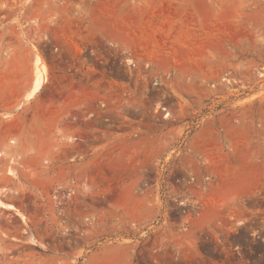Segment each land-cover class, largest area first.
<instances>
[{
	"label": "rangeland",
	"instance_id": "obj_1",
	"mask_svg": "<svg viewBox=\"0 0 264 264\" xmlns=\"http://www.w3.org/2000/svg\"><path fill=\"white\" fill-rule=\"evenodd\" d=\"M14 57L0 264H264V0H0Z\"/></svg>",
	"mask_w": 264,
	"mask_h": 264
},
{
	"label": "bare ground",
	"instance_id": "obj_2",
	"mask_svg": "<svg viewBox=\"0 0 264 264\" xmlns=\"http://www.w3.org/2000/svg\"><path fill=\"white\" fill-rule=\"evenodd\" d=\"M18 60L14 57V58H11V60H9L7 66H6V69L4 71V73H2V75L0 76V82L2 80H6L8 78H12L14 76V74H16V67L18 66ZM37 73V72H36ZM32 82V77L31 75H28L26 78L22 79L18 84L21 85V84H26L28 85L29 83ZM43 84H45V75L42 74V73H37L35 75V78H34V84H33V93H36L38 92ZM7 87V86H6ZM2 88V87H1ZM0 88V107L1 106H5V103H6V99H7V96L9 95L8 94V91H9V88L8 89H1ZM33 96V95H32ZM33 98V97H31ZM39 105H41L40 103H38ZM38 105V107H39ZM41 107V106H40ZM41 109V108H40ZM39 109V110H40ZM45 110V109H44ZM48 110V108L46 109ZM18 121L16 120H12V122L9 124V127H7V132L9 131L8 128H10L11 130L13 128L17 129L19 127H17V125L19 123H17ZM33 124V123H32ZM35 124V123H34ZM33 124L32 127L28 128L26 131H25V135L23 137V143L21 144L19 141H16V140H12L10 142V145L6 147V149L4 151H2L3 153H0V163H4L6 162V159H4V157L10 153V151H14V150H18L20 149L21 147H23V149L27 148V147H30V146H33V147H36L38 144H37V134H38V131H37V126H35ZM8 126V125H7ZM19 126V125H18ZM17 127V128H16ZM10 130V131H11ZM14 130V129H13ZM12 130V131H13ZM11 131V132H12ZM4 137L5 136H2L1 140H0V145L2 143H4ZM5 146V145H4ZM7 149H9L7 152Z\"/></svg>",
	"mask_w": 264,
	"mask_h": 264
},
{
	"label": "crops",
	"instance_id": "obj_3",
	"mask_svg": "<svg viewBox=\"0 0 264 264\" xmlns=\"http://www.w3.org/2000/svg\"><path fill=\"white\" fill-rule=\"evenodd\" d=\"M13 93H15V91H13V92L11 93V96L9 97L7 103H5V106H6V105H7V106H6V107H5V106H1L0 108H2V109H6V108L9 107V105L11 104V99H12V94H13ZM4 107H5V108H4ZM2 109H0V110H2ZM3 141H4V140H3ZM4 145H5V142L2 143V144L0 145V147H1V148L3 147V148L5 149V148H6V145H5V146H4ZM1 164H3V163H0V165H1Z\"/></svg>",
	"mask_w": 264,
	"mask_h": 264
}]
</instances>
